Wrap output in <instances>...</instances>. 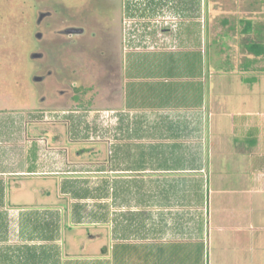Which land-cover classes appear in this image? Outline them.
Returning <instances> with one entry per match:
<instances>
[{"label": "crops", "instance_id": "1", "mask_svg": "<svg viewBox=\"0 0 264 264\" xmlns=\"http://www.w3.org/2000/svg\"><path fill=\"white\" fill-rule=\"evenodd\" d=\"M252 17L241 20L243 36L257 34ZM186 25L165 31L161 44L125 51L103 110L118 114L108 142L76 140L69 119L0 114L1 264H264V96L256 90L264 79L246 76L254 60L215 77ZM58 154L61 171H52ZM100 166L106 171L86 170ZM88 181H107V214L18 206L35 204L41 187L49 198L78 183L87 193ZM47 220L55 237L36 243ZM12 226L18 242L9 248ZM21 249L34 251L26 258Z\"/></svg>", "mask_w": 264, "mask_h": 264}, {"label": "rangeland", "instance_id": "2", "mask_svg": "<svg viewBox=\"0 0 264 264\" xmlns=\"http://www.w3.org/2000/svg\"><path fill=\"white\" fill-rule=\"evenodd\" d=\"M83 1L0 0V114L27 111L30 113V118L37 122L48 121L58 124L69 119V122L74 126L76 140L108 142L111 136L115 134L112 130L113 119L118 114L114 115V113L104 112L103 110L111 104L109 100L111 86L117 87L120 80V59L118 57L120 40L118 39L121 35V40H123V44L127 49L155 46L157 45L155 40L148 38V35L151 32L150 29H154L158 23H156L154 17L148 19L145 0H132L130 12L128 11L129 2L127 3L126 12L123 7L120 8L121 5L119 4L116 7L114 16L109 14L107 8H101L100 10L95 7L94 10L90 9L88 14L79 9L81 10L80 13L79 10H74V15L70 13L66 15L67 18L62 17L63 5L79 7ZM250 1L253 3L246 5L242 3L243 0H195L194 5L192 4L191 7L188 6V2L185 3L184 9L181 7L180 16L177 14V9L173 10V5L166 2L164 12L160 15L162 18L159 20L166 29L170 28V33L176 34L180 28H183V24L187 23L186 29L183 30L185 38H192L194 44L202 48L207 70L210 72L212 66L213 71H217L216 75L214 74L215 77L222 75L221 69L225 70V67L232 63L241 66L249 60H254L256 68L253 73H246V76L249 78L257 77L262 80L264 79V54L261 57L255 55V58L248 59L250 53L247 45L251 42H258L264 46V0ZM189 8H191V11ZM51 10L55 13L53 28L60 29L66 22L71 21L72 23L85 24L89 18L95 20L92 23V30L97 36L93 40L91 39L90 42L85 41L71 46L73 49H71L69 58H58L56 63L53 62L49 66L48 62L35 59L33 55L35 53L46 55L48 41L44 38L40 40L37 34L41 32L45 35L50 25L48 26L45 21L41 25L37 23L42 13ZM93 16L95 18L91 19L90 17ZM252 16L259 20L256 21L257 26L255 27V34H257L256 36H243L241 31L245 24L241 20ZM189 18L191 20L195 18L196 21H191ZM111 21H113L112 25L118 24L115 28L116 31H114ZM189 22H191L190 25H188ZM112 31L116 35V46H114L116 50L113 51H116L117 57L111 61L113 56L111 59H106L103 54L108 50L110 32ZM162 38L163 36L160 37L158 44L163 43ZM53 44L58 47L59 51H61V46L64 45L61 41L53 42ZM82 50L86 51L85 53L90 51L96 53L88 58V54L84 55ZM93 55L96 56L93 57ZM108 60L111 61V65L113 64L114 67L111 71V83L108 79ZM60 61H63V65ZM217 68L219 70H216ZM48 69L54 71V78L62 85L66 83L71 87V84L77 83V87L84 86L88 88L84 105H81L82 101L81 104L75 103V101L72 103V95L61 99L60 92H58L57 97L59 101H56V103L48 105L41 100L46 96V93L51 92V89L46 84L38 83L36 77L45 76ZM62 85H60V88ZM256 90L257 93L264 96V80L258 84ZM78 106L82 109H79ZM67 109L74 112L63 113ZM51 111L56 113H48ZM40 157L41 164H43L45 158ZM60 160L61 157L58 154L54 159L56 166L51 168L52 171H61L58 168ZM86 170L106 171L103 166ZM40 181L44 184L43 180ZM40 181H36V184ZM9 182L11 183V181ZM88 182L90 187L83 184L84 188H90L87 193L80 191L78 183L70 186L73 189L70 188L67 191L69 195L60 193L62 198L59 196L58 198L55 196L47 197L48 187L46 189L41 187L40 190L38 189V197L34 198L36 200L35 204L29 205L26 202H20L18 206L22 208H50L53 207L52 205H58L64 209L62 213L65 216L67 215L66 208L68 205H71L74 211H79V214H85L89 218L96 216L95 212L101 211L102 214H107L106 210L109 206L107 181ZM36 184L34 186H38ZM63 192H66V190ZM4 199L6 207H13L14 201L10 197L6 196ZM1 206L2 198L0 197ZM6 214L10 213L6 212ZM37 215L48 217L50 214L43 212ZM43 222H45L44 226L38 225V234L33 237L36 243H43V240L55 237L54 231L48 226L50 224L46 223L49 221ZM10 231V234L5 236L4 241L5 244H9V248H12L13 244L18 242L17 227L12 226ZM8 247H6L4 256L7 257L6 259H12V256H9ZM38 249L34 250L37 251ZM21 250L24 254L23 257L26 258H28V254L34 251L31 249ZM1 252L2 246L0 245V258L3 256Z\"/></svg>", "mask_w": 264, "mask_h": 264}, {"label": "flooded vegetation", "instance_id": "3", "mask_svg": "<svg viewBox=\"0 0 264 264\" xmlns=\"http://www.w3.org/2000/svg\"><path fill=\"white\" fill-rule=\"evenodd\" d=\"M145 1H146V5H147L148 19H150L151 17H154L156 19V23H158V25L155 26L154 29H150L151 32L148 35V38L154 39L156 44H158L160 37L163 36L165 31H170V28L166 29L159 20L160 18H162L160 15L164 12L165 3L167 2L169 5H173V10L177 9V14H178V16H180L181 15V7H183V9H184L186 2H188V6L191 7L192 4L194 5L195 0H145ZM128 2H129L128 11L130 12L132 0H84L82 2L81 6H79V7H70L68 5H63L61 13H62L63 18H65V17L67 18L66 15H69L70 13H72L73 15L75 14L74 10L81 9L82 12H84V13L86 12L88 14V13H90V9H93L96 7L97 9H100V10H101V8H103V9L107 8L109 11V14L111 16H114L115 11H116V7L119 4L121 5L120 8L123 7L125 9V12H126ZM81 10H79V13L81 12ZM189 10L191 11V8H189ZM54 18H55V13L52 12V10L45 12V13H42L40 15L39 21L37 24L41 25L43 23V21H45L48 26L50 25V28L47 30V33L45 35L41 32H39L37 34L38 37L40 38V40H42L44 38L48 41V43H47L48 44L47 45L48 50L46 51L45 56L41 53H35L33 55V57L35 55H39V57L37 59L38 60H45L46 63L48 62L50 64L49 66H51V64H53V62L56 63L58 58H64V59L69 58L68 56L70 55L71 49H73L71 46H74L77 43L81 44V42H85V41L90 42L94 39V37L97 36V34L92 30V23L94 20L93 18H95L94 16L90 17L93 20H90L88 18L87 23H85V24L72 23V21L66 22L63 25V27L60 29L53 28ZM112 23H113V21H111V25H112ZM117 25L118 24L112 25L114 31H116L115 28ZM110 35H111L109 37V43L110 44L108 45V50H106L103 55H104V58H106V59H111V57L113 56V59H111V61H112L117 57L116 51H113L114 49L116 50V48L114 47V46H116L115 45L116 44V42H115L116 35L113 31L110 32ZM118 40H120L119 50H118L119 56L118 57L120 59V65H121L123 62V59H124L125 51L127 50V48H126V46H124L123 40H121V35H120V38ZM58 41H61L62 44H64L61 46L62 47L61 51H59L58 47H55L56 45L53 44V42L56 43ZM94 49H96V48H94ZM85 52L86 51H83V54L84 55L88 54L87 55L88 58H90L89 56H91L92 54L96 53V52H92V51H90L88 53H85ZM94 56H96V55H93V57ZM111 61H109V60L107 61L108 62L107 69L109 70L108 71L109 72V78H108L109 83H111V77H112L111 71L114 69L113 64L111 65ZM60 62H61V65H63V61H60ZM66 72H67V70H66ZM36 79H39L38 83L46 84L51 89V92L46 93V96L41 99V100L45 101L48 105L56 103V101H59L57 99L58 92H60L59 95H61L60 96L61 99L68 98V97H70L69 95H72L71 96L72 97L71 98L72 103L75 101V103L78 102V104H81L80 102L82 101L81 105H84L83 103L85 101V96L88 95V93H87L88 88H85L84 86L77 87L76 86L77 83L71 84L72 85L71 87L69 86V84H66V83H65V85H62L61 82H59L56 78H54V71H52L51 69H48L47 74L45 76H38V77H36ZM62 79L65 80L64 78H62ZM60 85H62L61 88H60ZM78 108L80 109L81 107L78 106Z\"/></svg>", "mask_w": 264, "mask_h": 264}, {"label": "trees", "instance_id": "4", "mask_svg": "<svg viewBox=\"0 0 264 264\" xmlns=\"http://www.w3.org/2000/svg\"><path fill=\"white\" fill-rule=\"evenodd\" d=\"M251 30V24H250V26L249 27H247L246 28V31L245 32H249ZM256 48L257 49V51H255V54L257 55V56H262L263 54H264V46L263 45H257V44H253L251 47H250V49L251 48ZM252 48V49H253Z\"/></svg>", "mask_w": 264, "mask_h": 264}, {"label": "water", "instance_id": "5", "mask_svg": "<svg viewBox=\"0 0 264 264\" xmlns=\"http://www.w3.org/2000/svg\"><path fill=\"white\" fill-rule=\"evenodd\" d=\"M38 57H39V55H35V56H34V58H36V59H37ZM36 81H39V79H36Z\"/></svg>", "mask_w": 264, "mask_h": 264}]
</instances>
